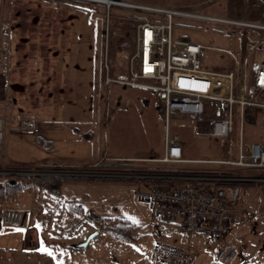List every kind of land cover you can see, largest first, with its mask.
Wrapping results in <instances>:
<instances>
[{
    "label": "crops",
    "instance_id": "obj_1",
    "mask_svg": "<svg viewBox=\"0 0 264 264\" xmlns=\"http://www.w3.org/2000/svg\"><path fill=\"white\" fill-rule=\"evenodd\" d=\"M121 1L160 7L157 5L159 0ZM79 3L83 2L0 0V116L4 121L2 166L18 167L28 174L46 170L72 173L92 170L95 163L108 157L102 145L106 150L115 137L109 121H102L100 111H97L102 107L99 91L105 75L103 47L106 23L101 14L104 9L88 3L90 8H96L83 9L77 6ZM263 3L228 0L223 9L226 13H238L236 18L241 14L249 17L252 12L264 10ZM195 6L201 10L209 7V3ZM165 8L170 7L167 5ZM116 12L121 11L116 9ZM22 120L30 122L27 130H21ZM82 136L88 138L83 139ZM261 136L259 140L264 142L263 132ZM146 153L143 150L139 155H132L134 158L115 157L130 161L127 165L130 167L135 163L148 164L140 160L157 157ZM70 183L89 185L100 191H104V187H122L109 182L81 181L64 185ZM120 183L129 184L128 189L125 186L129 194L135 185H139ZM62 189L66 191L68 188ZM82 195L87 201V195ZM262 195L264 191L258 199V220L260 217L264 219ZM117 197L116 203L113 198L108 203L94 201L95 205L86 213L131 220L137 215V206L124 200L121 194ZM145 205L151 213L149 205ZM81 207L84 208L83 205ZM48 229H39L35 219L29 216H25L18 228L6 227L0 222V264H155L154 251H147L140 240L129 243L105 234L94 237L84 249L49 250L42 246L41 237L73 247L83 242L95 228L78 239L69 240L50 239ZM239 230L238 226L232 227L221 240L215 241L214 249L228 245L237 254L244 248L246 256L243 255L235 264H264V259L252 261L258 251H250ZM193 253L197 258L190 264H214L213 257L206 252L202 251L200 255L196 251Z\"/></svg>",
    "mask_w": 264,
    "mask_h": 264
},
{
    "label": "built area",
    "instance_id": "obj_2",
    "mask_svg": "<svg viewBox=\"0 0 264 264\" xmlns=\"http://www.w3.org/2000/svg\"><path fill=\"white\" fill-rule=\"evenodd\" d=\"M69 1L101 6L106 17L109 16L111 9H117L127 14L135 23V50L130 58L127 75L123 78L111 76L104 60V84L142 89L150 92L158 102V111L164 120L163 153L160 158L140 161L157 164L162 166L160 169L171 172H183L188 170L185 167L196 164L258 172L256 177L179 174L175 179L185 181L180 187L135 185L130 194L148 204L154 217L166 223H178L183 233L215 241L221 240L232 227L239 226L244 220L248 221V211L253 199L261 189H264V142H246L244 127L253 123L249 122L253 117L257 128L264 133V64L257 65L252 71L251 93L246 94L244 85L237 92L234 73L206 69L200 58L202 47L175 35V29L186 21L224 30L264 29V26L209 15L202 13L199 8L172 9L121 0ZM106 34L107 32L105 33L107 39ZM172 116H184L197 124H202L210 117L212 130L201 132L195 127L193 134L219 138L230 137L236 118L238 142L234 158L230 160L183 158L182 143L178 135L169 128ZM29 126L28 120L20 122L21 130ZM3 136L4 121L0 117V157L3 154ZM230 148L231 146L228 147V152ZM131 177L140 180L164 179V176L144 174ZM215 181H240L255 185L244 188L239 186L229 189L215 188L211 184ZM196 182L201 184L195 186ZM22 217L18 212L6 211L0 214V222L6 227L18 228L21 226ZM234 252L232 246H220L216 250V257L222 264H229ZM196 258V253L181 250L163 241L156 244L155 264H190Z\"/></svg>",
    "mask_w": 264,
    "mask_h": 264
},
{
    "label": "rangeland",
    "instance_id": "obj_3",
    "mask_svg": "<svg viewBox=\"0 0 264 264\" xmlns=\"http://www.w3.org/2000/svg\"><path fill=\"white\" fill-rule=\"evenodd\" d=\"M227 1L228 0H159L157 5L164 8L168 5V7L172 9L194 10L197 9L195 6L197 4L202 3V5H204V3H209V7L201 9L202 13L228 18L233 17V19L249 22L256 26H264V10L252 12L249 17H242L243 15L241 14V17L236 18L238 13H226L223 9ZM252 2L261 5L263 0H252ZM95 8L96 7H91L90 9L93 10ZM262 8L264 9V6ZM102 11L103 10H101V14L103 13L105 23H107V39L105 36L103 47V53H105L104 58L108 68L107 71L113 77L123 78L127 74L130 58L135 50V23L127 14L116 12V9H111L108 17H106L104 11ZM231 31L236 33L231 34ZM175 35L181 36L183 40L202 47L200 58L202 65L206 69L220 72H233L236 77V91L238 92L244 85L246 94L251 93L252 71L258 64H264V29L236 28L224 30L215 28L214 26L186 21L182 26L175 29ZM99 93L103 102L101 104L102 107L97 109V111H100L102 121H109L115 137V140L111 142V145H109L106 150L102 145L103 151H105L108 157L95 163L92 170H80L72 173L62 170H46L42 172H30L28 174L17 169L18 167L7 168L0 164V175L28 174L52 177L134 179L135 177L131 176L144 174L154 177L170 176V178L167 179L175 180L179 173L160 169L159 167L162 166L157 164L140 165L139 163H135L133 166L128 167L127 165L130 161L127 162V160L123 159L119 160L118 157H115L139 155L143 150L147 152L146 155H155L157 156L156 158L162 156L164 120L163 115L158 111L157 102L153 95L148 91L138 88L116 84L106 85L103 83ZM145 97L148 98L147 101ZM209 120L210 117H207L205 122L197 124L184 116H172L170 118L169 128L178 135L182 143L183 158L193 160H230L234 158L238 142V123L236 118L234 120L233 131L229 138H219L210 135L195 136L193 134V129L195 127L201 132H210L212 130ZM250 121L254 123V118L251 117L249 119V122ZM253 123L244 127V139L246 142L260 141L259 139L262 137V130L257 128L256 123ZM229 146H231L230 152H228ZM150 150L152 151L151 153L154 152V154H150ZM2 157L3 154L0 160ZM131 158L134 157L132 156ZM154 167H158L159 170L158 168L153 169ZM185 168L188 170L183 172L194 174H199L201 172L206 173L200 175L223 177L227 176V174H241V176L244 177H256L258 175V172L254 170H236L225 166L207 164H196ZM114 184L121 185L122 187H104L105 190L100 191L95 190L96 187H91L89 185L84 186L74 183H70L69 185L63 184L62 188L68 189L66 191L63 189L61 190L62 202L74 201L79 205L81 204L84 207V213H86L89 207L95 205L93 204L94 201L103 200L108 203V201L113 198V202L116 203V201L119 200L117 196L121 194L124 200L137 206V215L132 217L130 221L139 226L138 235H142L140 241L144 244L147 251L151 252L152 250L155 254L156 244L163 241L181 250L187 249L185 251H196L199 255L204 251L209 256L213 257L214 264H222L216 257V250L214 249V244H216L215 240L212 241V239H207L199 235L183 233L178 223H166L162 219L154 217L143 201H139L125 189L126 187L127 189L130 187L129 184ZM122 184H124V186ZM263 191L264 190L261 189L253 199L248 211L249 220H244L238 226L240 229L239 231L242 232V241L248 245L251 249L250 251H258L253 257L255 260L252 261L264 259V219L260 217L258 220V212L260 211H258L259 208H257L258 204H260L258 199ZM82 193L87 195V198L85 197L87 201L83 200ZM260 201L264 203L263 195ZM52 204V200L47 197L36 199L31 194H25L21 196L19 204L15 206L14 209L0 210V214L6 211L18 212L21 217L23 216V223L25 216L35 219L38 214L44 215L46 212L44 211L45 208L41 207H50ZM58 214L60 215L57 225L55 227H49V229L47 228V236L50 237V239H78L94 227L91 223H82L70 235L57 237V232L68 229L79 219L78 216L68 214L67 211L65 209L62 210L61 207L55 213L53 220L58 218ZM92 215L96 216L95 214ZM238 243L239 242L236 244ZM242 249L243 250L237 251V254L234 249L235 255L230 264H235L237 261H240L242 257L246 256L244 248ZM139 250H141L140 247Z\"/></svg>",
    "mask_w": 264,
    "mask_h": 264
},
{
    "label": "trees",
    "instance_id": "obj_4",
    "mask_svg": "<svg viewBox=\"0 0 264 264\" xmlns=\"http://www.w3.org/2000/svg\"><path fill=\"white\" fill-rule=\"evenodd\" d=\"M87 3H79L78 7L83 9H90ZM234 34L236 32H230ZM83 139L88 138L82 136ZM18 169V168H17ZM21 170V169H19ZM145 172V171H143ZM156 172V171H153ZM151 172V173H153ZM135 173V172H134ZM180 175H200L197 173L188 172H174ZM206 174V173H204ZM211 174V173H209ZM227 176L244 177L241 174H227ZM109 182L120 183L128 182L139 184L141 186L149 187L152 185H165L169 187H180L184 184L183 180H171V179H120V178H85V177H52L41 175H0V210L14 209L19 204L21 196L25 194H31L34 198L47 197L52 200L53 204L50 207L45 208L44 215H36L35 223L39 229L45 230L49 227H55L57 225L58 218H54L55 213L62 207V210H66L68 214H74L79 217L68 229L62 230L56 233L57 237L70 235L79 225L82 223H91L94 225L95 231L99 234H105L113 238L119 239L124 242H138L141 240L142 235H138L139 226L134 222L120 218V217H104L93 216L90 213H84L81 205L74 201L62 202V185L67 182ZM201 183L196 182L195 186H199ZM254 183H246L240 181H215L213 187L231 188L234 186L239 187H253ZM264 190V189H263ZM60 213V212H58ZM42 246L49 250H62L67 248H74L69 245H65L59 241H48L43 237L40 238Z\"/></svg>",
    "mask_w": 264,
    "mask_h": 264
},
{
    "label": "water",
    "instance_id": "obj_5",
    "mask_svg": "<svg viewBox=\"0 0 264 264\" xmlns=\"http://www.w3.org/2000/svg\"><path fill=\"white\" fill-rule=\"evenodd\" d=\"M165 179L167 178H170V176H164ZM98 236V232L97 231H94V232H91L83 242L81 243H78V244H75L73 245L74 248L76 249H84L88 246L89 242L94 238V237H97Z\"/></svg>",
    "mask_w": 264,
    "mask_h": 264
},
{
    "label": "snow or ice",
    "instance_id": "obj_6",
    "mask_svg": "<svg viewBox=\"0 0 264 264\" xmlns=\"http://www.w3.org/2000/svg\"><path fill=\"white\" fill-rule=\"evenodd\" d=\"M42 250H45V249H42Z\"/></svg>",
    "mask_w": 264,
    "mask_h": 264
},
{
    "label": "bare ground",
    "instance_id": "obj_7",
    "mask_svg": "<svg viewBox=\"0 0 264 264\" xmlns=\"http://www.w3.org/2000/svg\"><path fill=\"white\" fill-rule=\"evenodd\" d=\"M11 166V165H10Z\"/></svg>",
    "mask_w": 264,
    "mask_h": 264
}]
</instances>
